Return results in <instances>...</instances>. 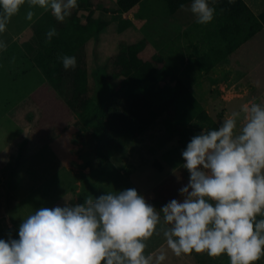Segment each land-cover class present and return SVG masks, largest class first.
I'll list each match as a JSON object with an SVG mask.
<instances>
[{
	"label": "rangeland",
	"instance_id": "obj_1",
	"mask_svg": "<svg viewBox=\"0 0 264 264\" xmlns=\"http://www.w3.org/2000/svg\"><path fill=\"white\" fill-rule=\"evenodd\" d=\"M89 1L91 7L85 5L87 10L81 12L88 13L98 3ZM114 1L101 3L113 11ZM243 1L256 17L264 11V0ZM27 10V4L21 7L7 32L12 34L15 27L16 35L24 34L43 13L37 8L33 20L27 21ZM182 11L171 13L163 0H141L127 13L129 19L116 14L110 25L90 37L86 57L96 101L111 95L116 82L109 80L114 74L109 59L126 44L143 41L142 57L162 55L175 62L172 66L181 60L187 63L193 53L191 44L203 47L213 26L197 24L193 15ZM102 15L109 20L107 13ZM2 58L12 61L14 57L8 52ZM22 60L16 64L0 60V156L8 157L0 163V239H7L9 233L18 238L21 220L40 207L82 203L90 195L96 198L134 188L157 209L179 198L178 190L188 181L180 133L186 128L198 134L195 123L181 126L165 113L122 145L100 143L93 137V124L81 122L63 97L56 94L54 99L42 72L28 58ZM23 68L28 71L23 73ZM11 73L19 77L13 80ZM189 90L217 127L250 100L264 104V23L211 71L203 72ZM163 243L162 236H154L147 252ZM164 264H229V259L195 252L175 257L168 252ZM256 264H264V257Z\"/></svg>",
	"mask_w": 264,
	"mask_h": 264
},
{
	"label": "clouds",
	"instance_id": "obj_2",
	"mask_svg": "<svg viewBox=\"0 0 264 264\" xmlns=\"http://www.w3.org/2000/svg\"><path fill=\"white\" fill-rule=\"evenodd\" d=\"M25 4L27 21L38 8L60 23L78 7L77 0H0V33ZM180 8L200 25L214 19L208 0ZM56 35L50 28L45 43ZM7 48L0 40V51ZM58 59L64 70L77 66L75 56ZM181 158L188 181L178 199L157 209L129 188L90 195L82 203L40 207L21 220L18 238L9 233L0 239V264H164L168 252L256 264L264 257V104L250 100L218 127L201 128ZM154 236L164 243L147 252Z\"/></svg>",
	"mask_w": 264,
	"mask_h": 264
},
{
	"label": "trees",
	"instance_id": "obj_3",
	"mask_svg": "<svg viewBox=\"0 0 264 264\" xmlns=\"http://www.w3.org/2000/svg\"><path fill=\"white\" fill-rule=\"evenodd\" d=\"M139 1L116 0L113 9L128 11ZM163 1L171 13L180 9L181 4L191 2ZM77 2L78 9L73 10L63 23L49 17L47 26H44L42 22L47 16L44 15L34 27L32 36L22 45L81 122L93 124V137L100 143L122 145L141 134L165 113L172 114L174 121L181 126L195 123L199 132L205 127L216 128L189 87L203 72L211 71L258 33L264 23V11L256 17L243 0H208L209 5L215 8L212 35L204 39L203 47L191 44L193 53L187 63L181 60L172 66L175 62L166 63L162 55H152L143 60L139 55L144 42L128 44L110 61L114 74L109 80L116 84L111 95L99 102L93 98V86L88 83L85 45L94 33L109 24L102 15L107 10L98 0L96 14L91 10L85 14L81 11L86 8L84 5L88 6L87 1L84 4L83 0ZM48 28H55L57 35L46 44ZM61 55L75 56L76 68L64 70L58 59ZM182 129L179 141L184 150L195 133ZM99 153L103 155L101 150Z\"/></svg>",
	"mask_w": 264,
	"mask_h": 264
},
{
	"label": "crops",
	"instance_id": "obj_4",
	"mask_svg": "<svg viewBox=\"0 0 264 264\" xmlns=\"http://www.w3.org/2000/svg\"><path fill=\"white\" fill-rule=\"evenodd\" d=\"M87 1V2H86ZM103 1V0H102ZM102 1H100V5L102 6V7H104L106 10H107V15L110 17L109 18V20L108 19H105V20H107V21H109V24L108 25H110L111 24V22H113L114 20H115V17L114 16H116V14L117 15H121L122 16V18L124 19V18H127V19H129L130 17H126L127 16V13L128 14H130V12H131V10L141 1H139L135 6H133L130 10H128V11H124V12H118V11H116L115 9H113V11H110L109 9L110 8H108L107 6H104L101 2ZM87 3L88 5H90V7H91V5L93 4L92 2H91V4H90V1L89 0H83V4L84 3ZM94 2V1H93ZM114 3H116V0L114 1ZM77 4H78V2H77ZM190 4V2L189 3H187V4H185V5H189ZM79 5V4H78ZM96 5H97V3H94V7H93V9L91 10V9H88V10H91L92 11V13H95L96 14V12L95 11H93V10H96L97 11V9H96ZM85 6V5H84ZM181 9V8H180ZM180 9H178V10H180ZM177 10V11H178ZM176 11V12H177ZM110 12H111V14H110ZM182 12H184L186 15H188V14H190V15H192L190 12H187V11H182ZM44 15H47V16H44ZM46 17L45 18V21H43L42 23H43V25L44 26H47V23H48V19H49V17H51L53 20H55L54 19V17L52 16V15H50L49 14V12H43L41 15H40V17L37 19V21L33 24V26L30 28V29H27L26 30V32L24 33V34H22V35H16V28L15 27H13L11 30H13V33L11 34V33H9V32H7V31H5L4 33H0V40H4V41H6V43L8 44V48H7V50L6 51H0V60H1V64H3V63H9V62H12L13 61V63H21L23 60L22 59H29L31 62H32V65H34L35 67H37L34 63H33V61H32V59H31V57H30V55L28 54V52L25 50V48H24V46L22 45V42H25V41H27L29 38H30V36H32V33H33V29H34V27L36 26V24L38 23V21L42 18V17ZM131 16V15H130ZM56 21V20H55ZM213 22H211V23H209L208 25L209 26H212L213 24H212ZM212 24V25H211ZM107 25V26H108ZM15 26V25H14ZM106 28V27H105ZM48 30H49V28H48ZM248 41V40H247ZM88 42V41H87ZM138 42H140V41H138ZM203 42H204V40H203ZM246 42V41H245ZM244 42V43H245ZM135 43H137V42H135ZM243 43V44H244ZM133 44V43H132ZM243 44H241V45H243ZM126 45H128V44H126ZM125 45V46H126ZM130 45V44H129ZM240 45V46H241ZM125 46L124 47H122V48H125ZM240 46H238V47H240ZM237 47V48H238ZM85 48H86V45H85ZM121 48V49H122ZM236 48V49H237ZM24 52V56L25 57H23L22 58V56L21 55H23V54H21L20 52ZM8 52L10 53L11 52V58H13V60L12 61H8L7 60V58H8V55H7V58H6V54H8ZM118 53V52H117ZM140 58H142L143 60H147V59H149L151 56H149V57H142L141 56V53H140ZM2 57H5L6 59H3ZM85 57H86V50H85ZM114 58V56H112L109 60L111 61L112 59ZM165 58V60H166V63L168 62L167 60H169L167 57H164ZM86 63H87V67H88V83H90V72H91V70L89 69V66H88V62H87V57H86ZM168 63H172V61H170V62H168ZM220 63V62H219ZM218 65V64H217ZM39 70H40V68L39 67H37ZM226 70H229V69H227L226 68ZM25 71H28V69L27 68H23V73L25 72ZM41 71V70H40ZM42 72V71H41ZM42 74H43V72H42ZM11 78H13V80H16L15 78H18L16 75H13L12 73H11ZM43 76L46 78V76L43 74ZM46 80H47V82H48V84H49V86H48V88H50L49 90H50V92H51V94L53 95V97L54 96H56V94L57 95H59V96H61L62 97V94L58 91V90H56L54 87H53V85L49 82V80L46 78ZM2 82V81H1ZM91 84V83H90ZM92 85V84H91ZM54 99H55V97H54ZM29 126H32L31 124H29ZM4 159H6V160H4ZM7 159H8V157H6V155H1L0 156V163H1V161H7ZM9 226H10V223H9Z\"/></svg>",
	"mask_w": 264,
	"mask_h": 264
}]
</instances>
